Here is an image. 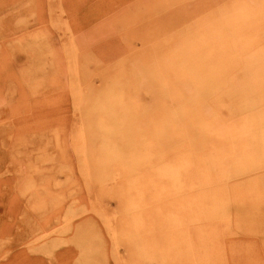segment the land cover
Returning <instances> with one entry per match:
<instances>
[{"label": "rangeland", "instance_id": "rangeland-1", "mask_svg": "<svg viewBox=\"0 0 264 264\" xmlns=\"http://www.w3.org/2000/svg\"><path fill=\"white\" fill-rule=\"evenodd\" d=\"M0 264H264V0H0Z\"/></svg>", "mask_w": 264, "mask_h": 264}, {"label": "bare ground", "instance_id": "bare-ground-1", "mask_svg": "<svg viewBox=\"0 0 264 264\" xmlns=\"http://www.w3.org/2000/svg\"><path fill=\"white\" fill-rule=\"evenodd\" d=\"M227 128V127H226ZM232 128V127H231ZM224 135V134H223Z\"/></svg>", "mask_w": 264, "mask_h": 264}]
</instances>
